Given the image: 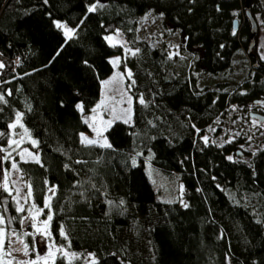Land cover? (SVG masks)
<instances>
[{
	"label": "trees",
	"instance_id": "1",
	"mask_svg": "<svg viewBox=\"0 0 264 264\" xmlns=\"http://www.w3.org/2000/svg\"><path fill=\"white\" fill-rule=\"evenodd\" d=\"M256 1L249 0L252 15ZM90 5L0 0V143L20 113L39 158H15L30 200L42 206L51 197L52 241L81 254L56 256L55 264H264V147L246 163L229 159L238 141L202 139L231 105L264 98V61L255 46L253 56L246 53L244 0H104L91 12ZM148 10L178 33L185 57L136 38L137 17ZM55 21L75 30L71 39ZM115 30L135 54L122 56L106 42ZM241 53L251 65L240 79L199 83L205 74L232 72ZM113 54L131 70V121L104 129L111 147L86 145L83 115L99 100ZM149 152L153 167L180 174L185 204L156 198L144 171ZM245 195L258 200L260 214L243 203ZM0 215L6 232L20 228L21 212L2 190ZM26 242L32 246L28 235ZM86 252L93 259L85 260Z\"/></svg>",
	"mask_w": 264,
	"mask_h": 264
},
{
	"label": "rangeland",
	"instance_id": "2",
	"mask_svg": "<svg viewBox=\"0 0 264 264\" xmlns=\"http://www.w3.org/2000/svg\"><path fill=\"white\" fill-rule=\"evenodd\" d=\"M103 1L104 0H92V5L89 7H94L97 4L99 5ZM253 16L257 23L255 50L258 58L264 61V0L256 1ZM137 20L138 23L135 31L136 38L146 39L153 46H164L172 56L182 54L179 47L178 33H170L171 26L163 23V18L160 14L148 10L139 15ZM57 22L66 25L60 21H55V24ZM66 27L73 29L68 25H66ZM237 30H240V26L237 27ZM62 31L64 33L65 29H62ZM108 37H112V40H108ZM105 40L110 45H119L122 49V56L134 52V49L129 46L120 30H115L114 32L106 34ZM242 52L245 54V48L242 49ZM243 53L239 54V59L233 63L232 72L217 76L205 74L200 77L199 83L213 84L218 80L235 81L240 79L245 75L247 68L251 65L248 57L247 59L241 57ZM182 56L185 57L186 54H182ZM108 60L112 65V73L100 81L99 100L94 104L89 113L83 115L85 121H88V130L83 132L82 135L86 136L88 139L96 140L97 142L99 140L104 141L103 131L109 125L106 123L107 121L112 122L114 120H122L125 122V120H128L129 122L131 121L132 114V96L130 92L131 78L128 76V73H131V70L122 62V57L118 54L111 55ZM116 61L118 62L113 63ZM129 99H131L130 104L128 102ZM102 100L104 101V104L97 108L98 105H101ZM93 109H97V111L93 112ZM126 109H130V113L125 112L124 110ZM250 111L258 112L264 116V102L255 105L248 102L246 108L231 105L224 117H215L211 125L206 127L204 134L202 135L203 141L207 138V142L217 145L238 141L235 148L240 152H245V154L242 153L239 156L232 152L229 155V158L233 160L240 159L248 163L251 154L257 149L264 147V118L260 123L256 117L249 114ZM129 115L130 119L128 118ZM114 116L120 118L114 119ZM16 117L17 114H15L13 119L8 123L5 141L0 143V149L3 150L0 151V183L4 182L5 174H7L8 191H5L3 188H0V190L9 195L16 210L17 207H22L24 211H19L21 212V226L18 230H11V232L8 233L6 232V228L3 225H0V227L5 228L4 252L11 251V255H5L3 253H0V255L3 256L2 264H32L33 261H36V264H45V261L40 258L48 256V244L52 243V239L47 240L45 237L36 233V228H34L33 225L35 224L37 227H40L41 222L45 221L47 216L50 215L49 209L45 208V202L48 198H46L43 204L44 207L43 205H35V208H33V203L30 200V196H28L29 191L25 181L19 171L12 169L11 167L12 163H15L16 157L24 161H34L29 153L38 157L36 145L32 144V141L35 139L28 131L25 132L26 128L24 127L21 118L20 123L17 124L15 129L10 128V125L16 123ZM21 124L23 127H20ZM90 124L101 132L100 137H98L97 133L93 131V127H90ZM10 141H17L18 143L9 146ZM9 153H11V155H9ZM21 155H23V159L21 158ZM151 156V152L146 155L144 171L152 185L156 198L158 200L170 202L176 201L179 204H185V201L182 198L183 186L180 174L178 172L165 173L153 167L150 163ZM16 189H20L19 195H17ZM9 193H11V195ZM17 200L19 201V205L17 204ZM243 203L254 206L256 213L260 214V208L257 206L258 200L256 198L245 195L243 197ZM33 216H35V220H33ZM27 235L31 238L32 246H29L28 248L29 254L24 255V245H28L26 242ZM17 237H19V239H17ZM9 239L11 240V243H9ZM55 244L64 248L69 254L75 253L62 244ZM16 249H21V251H16ZM76 254L77 256H81L78 252ZM59 255H63V253H56L55 257ZM83 257L87 261L93 259V255L89 252L84 253ZM72 258L74 257L69 255L67 259L70 260ZM47 264H52V258L48 259Z\"/></svg>",
	"mask_w": 264,
	"mask_h": 264
},
{
	"label": "snow or ice",
	"instance_id": "3",
	"mask_svg": "<svg viewBox=\"0 0 264 264\" xmlns=\"http://www.w3.org/2000/svg\"><path fill=\"white\" fill-rule=\"evenodd\" d=\"M46 2H47V0H45V3ZM88 10L90 12L91 11H95V8L94 7H90ZM56 27L60 28V29H65L64 34H65L66 37H68V39H71L72 35L75 32L74 29H69V28L66 27V25L61 24L59 22L56 23ZM107 39L108 40H112V37H108ZM133 54H135V53H133ZM117 62L118 61L113 62V63H117ZM3 67H4V65L2 63H0V68H3ZM128 76H129V78H131V73L130 72L128 73ZM133 83H135V82L133 81ZM0 102H5L6 103V101H4L3 96H0ZM128 102L130 104L131 103V99H129ZM139 102L141 104H144L143 97H141L139 99ZM103 104H104V101L102 100L101 101V105H98L97 108H99ZM78 108H80V110L83 111L82 105H78ZM92 111L96 112L97 109H93ZM124 111L130 113V109H126ZM20 118H21V114L17 113L16 123L10 125V128L15 129L17 127V124L20 123ZM113 118L114 119H118L120 117H115L114 116ZM128 118L130 119V115H129ZM125 122L127 123L128 120H125ZM85 123H88V121L86 120ZM106 123L110 124L111 121H107ZM20 127H23V125L21 124ZM90 127H93V131H95L97 133L98 137L101 136V132L99 130H97V128H95L91 124H90ZM25 132H27V129H25ZM0 135H3V134L0 133ZM16 143H18V142L17 141H10L9 146H11V144H16ZM36 143L37 142L35 140L32 141L33 145H36ZM81 143H84L86 145H93V144H96L97 141L88 139L86 136L81 135ZM205 143H207V138H205ZM101 146L102 147H111V145L107 143L106 139L104 140V142H103V144ZM0 151H3V150L0 149ZM25 151H27V150H25ZM9 155H11V153H9ZM29 155L32 156L34 161L39 163V158L37 156H34L31 153H29ZM21 158L23 159V155H21ZM229 159H231V158H229ZM133 163H134V161H133ZM11 167H12V169H15V170L19 171V169L17 168L16 163H12ZM0 188H3L5 191H8L7 174H5L4 182L0 183ZM28 188H29L28 196H31L32 192H31V185L30 184L28 185ZM19 191H20V189H16L17 195H19ZM48 191L49 192H54L55 188H49ZM9 194L11 195V193H9ZM25 199H27V198H25ZM48 199L50 201L51 197H49ZM17 204L19 205V201L18 200H17ZM32 207L35 208V204H33ZM45 208H50V203L48 201L45 202ZM17 211H21L22 212V211H24V209L22 207H17ZM32 218H33V220H35V216H33ZM51 220H52V215H48L47 219L45 221L41 222V226L40 227H37L35 224L33 225V227L36 228V233H38L41 236L45 237L47 240H51L52 239L51 232L48 230V222L51 221ZM4 223H5L4 217L0 216V225H4ZM30 235H35V234H30ZM60 235L62 237H64L65 240L68 239L67 234L65 233L63 226H61V228H60ZM17 239H19V237H17ZM9 243H11L10 239H9ZM21 243H22V241H21ZM4 244H5V228L4 227H0V253H3L5 255H11V251H8L6 253L4 252ZM68 246L70 247V241H69ZM28 248H29V246L27 244H25L24 248H23L24 255H28L29 254ZM48 248H49L48 256L40 258V259H43L45 261V264H47V261H48L49 258H52V264H55V255H56V253H63L64 257H69V255H71V257H77L76 253L69 254V252L66 251L64 248H62L60 246H57L54 241H52V243L48 244ZM16 251H21V249H16ZM2 262H3V256L0 255V264H2ZM32 264H36V261H33ZM93 264H96V262L93 261Z\"/></svg>",
	"mask_w": 264,
	"mask_h": 264
},
{
	"label": "water",
	"instance_id": "4",
	"mask_svg": "<svg viewBox=\"0 0 264 264\" xmlns=\"http://www.w3.org/2000/svg\"><path fill=\"white\" fill-rule=\"evenodd\" d=\"M243 15L248 21V41L246 45V53L250 56H253L254 53L252 52L253 47L255 46L256 39L255 35L257 33V23L255 21L254 16L252 15L249 0H244V6H243ZM236 22L237 20L234 18L232 20V28L236 29ZM264 102V98L255 99L252 101V104H262ZM249 114L253 117H256L258 119V122H262L264 116L258 112L250 111ZM237 154L240 156L241 152L237 151Z\"/></svg>",
	"mask_w": 264,
	"mask_h": 264
},
{
	"label": "crops",
	"instance_id": "5",
	"mask_svg": "<svg viewBox=\"0 0 264 264\" xmlns=\"http://www.w3.org/2000/svg\"><path fill=\"white\" fill-rule=\"evenodd\" d=\"M82 134H83V132L80 134V136H81ZM98 142H99V143H100V142L102 143V142H104V141H102V140L100 141V140H99Z\"/></svg>",
	"mask_w": 264,
	"mask_h": 264
}]
</instances>
